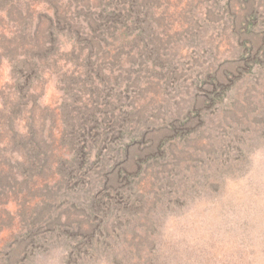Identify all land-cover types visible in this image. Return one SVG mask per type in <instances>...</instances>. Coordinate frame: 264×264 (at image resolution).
<instances>
[{"label": "rangeland", "instance_id": "374dc122", "mask_svg": "<svg viewBox=\"0 0 264 264\" xmlns=\"http://www.w3.org/2000/svg\"><path fill=\"white\" fill-rule=\"evenodd\" d=\"M49 1H0V264H264V0Z\"/></svg>", "mask_w": 264, "mask_h": 264}, {"label": "trees", "instance_id": "16d2710c", "mask_svg": "<svg viewBox=\"0 0 264 264\" xmlns=\"http://www.w3.org/2000/svg\"><path fill=\"white\" fill-rule=\"evenodd\" d=\"M6 1L10 4L9 9L6 10L7 14L10 16H14L19 22V26H17V29L15 30L17 34L12 38V40L18 46L24 45L27 43L25 37L30 32V26L32 25V20L29 18L33 16L34 9L31 6L29 7L28 4H25L27 0H25L24 3H22L23 2L22 0H18V2H15V0H6ZM47 4H49V7L52 9V5L54 4V2L50 0L49 2H47ZM23 5L27 7H23ZM28 8H30L31 11H29ZM47 12L48 10H45V12L42 13V16L40 15V17L41 18L47 17L46 15ZM23 31H25V34L23 37H21V34L24 33Z\"/></svg>", "mask_w": 264, "mask_h": 264}]
</instances>
